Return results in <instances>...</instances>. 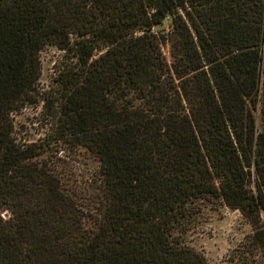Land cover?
I'll list each match as a JSON object with an SVG mask.
<instances>
[{"label": "trees", "instance_id": "16d2710c", "mask_svg": "<svg viewBox=\"0 0 264 264\" xmlns=\"http://www.w3.org/2000/svg\"><path fill=\"white\" fill-rule=\"evenodd\" d=\"M49 44L54 129L20 141ZM67 140L98 158L90 197L42 158ZM216 200L264 261V0H0V264H208L186 237Z\"/></svg>", "mask_w": 264, "mask_h": 264}, {"label": "rangeland", "instance_id": "374dc122", "mask_svg": "<svg viewBox=\"0 0 264 264\" xmlns=\"http://www.w3.org/2000/svg\"><path fill=\"white\" fill-rule=\"evenodd\" d=\"M169 26L166 22L154 30L159 35H167ZM162 48L171 61L170 44L164 43ZM40 58L42 70L37 101L26 104L13 116L20 141L41 140L54 129L53 115L58 111L62 91L58 75L60 69L71 64L67 53L54 44L42 49ZM42 158L52 163L66 190L82 197L92 196L100 177V165L90 150L69 140L58 141L53 142ZM261 218L264 224V213ZM253 234L252 225L240 210L216 200L203 205L202 214L186 239L205 253L208 264H264L259 247L250 238Z\"/></svg>", "mask_w": 264, "mask_h": 264}]
</instances>
